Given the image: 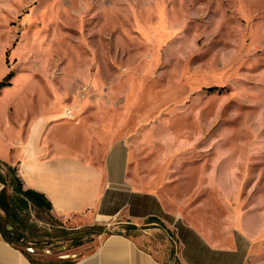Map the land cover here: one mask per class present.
I'll list each match as a JSON object with an SVG mask.
<instances>
[{
    "label": "rangeland",
    "instance_id": "1",
    "mask_svg": "<svg viewBox=\"0 0 264 264\" xmlns=\"http://www.w3.org/2000/svg\"><path fill=\"white\" fill-rule=\"evenodd\" d=\"M4 70L2 107L18 95L70 108V121L89 115L107 141H128L135 187L209 236H251L248 264H264V0H0ZM11 226L37 264L87 254L110 232L180 264L161 226L31 204Z\"/></svg>",
    "mask_w": 264,
    "mask_h": 264
},
{
    "label": "crops",
    "instance_id": "2",
    "mask_svg": "<svg viewBox=\"0 0 264 264\" xmlns=\"http://www.w3.org/2000/svg\"><path fill=\"white\" fill-rule=\"evenodd\" d=\"M6 70L0 73V81ZM5 78V77H4ZM0 91V160L17 168L25 188L43 194L58 218L97 219L127 226H161L175 238L180 264H248L252 238L242 231L209 236L181 219L162 197L139 189L127 176L128 141L99 131L89 115L70 121L65 110L30 108L19 96L3 102ZM15 99L20 106L14 111ZM34 103V101H33ZM84 108V103L81 105ZM102 140V141H101ZM3 185L0 183V191ZM151 219H155L151 221ZM151 221V222H149ZM157 221V222H155ZM0 264H37L7 241L0 229ZM62 264H162L138 237L124 232L101 235L87 254Z\"/></svg>",
    "mask_w": 264,
    "mask_h": 264
},
{
    "label": "trees",
    "instance_id": "3",
    "mask_svg": "<svg viewBox=\"0 0 264 264\" xmlns=\"http://www.w3.org/2000/svg\"><path fill=\"white\" fill-rule=\"evenodd\" d=\"M12 76L8 73L0 81V88L6 86V80ZM0 183L3 185L0 191V229L3 237L15 245V234L11 224L19 222V210L32 206L51 211L52 206L49 200L41 193L29 188H25L22 180L18 176L17 168L0 160ZM155 219H151L154 221ZM149 221V222H151ZM157 222V221H155ZM7 223L9 225H7ZM131 228H136L132 226ZM102 232V230H100Z\"/></svg>",
    "mask_w": 264,
    "mask_h": 264
},
{
    "label": "built area",
    "instance_id": "4",
    "mask_svg": "<svg viewBox=\"0 0 264 264\" xmlns=\"http://www.w3.org/2000/svg\"><path fill=\"white\" fill-rule=\"evenodd\" d=\"M65 116L68 118H73L74 114L70 108L65 110Z\"/></svg>",
    "mask_w": 264,
    "mask_h": 264
}]
</instances>
